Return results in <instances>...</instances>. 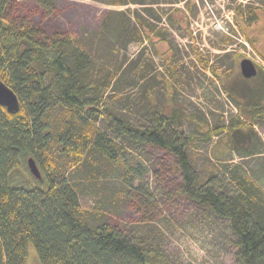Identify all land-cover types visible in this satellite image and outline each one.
<instances>
[{"label":"rangeland","instance_id":"1","mask_svg":"<svg viewBox=\"0 0 264 264\" xmlns=\"http://www.w3.org/2000/svg\"><path fill=\"white\" fill-rule=\"evenodd\" d=\"M16 1L29 8L34 4ZM41 16L31 15L35 25H55ZM137 19L152 40L141 34ZM58 21L91 55L95 78L116 75L91 95L108 98L113 111L138 125L149 124L155 113L180 109L186 115L180 127L195 138L188 153L201 180L234 195L226 169L241 166L261 189L264 204V0H59ZM243 59L254 63L255 76H242ZM236 116L254 125L205 137L230 126ZM98 126L107 131L101 120ZM118 143L126 169L141 168L135 182L143 187L139 200L126 194L123 181L100 158L92 159L91 180L86 169L57 164L79 183L84 221L92 228L116 222L135 243L159 248L172 264H237L228 223L179 195L174 159L125 138ZM29 158L11 175L12 185L46 179L39 163L41 179L32 175ZM28 264H40L32 244Z\"/></svg>","mask_w":264,"mask_h":264},{"label":"trees","instance_id":"2","mask_svg":"<svg viewBox=\"0 0 264 264\" xmlns=\"http://www.w3.org/2000/svg\"><path fill=\"white\" fill-rule=\"evenodd\" d=\"M58 2L34 0L29 8L16 0H0V79L20 100L15 112L0 105V264H28L30 244L40 264H172L159 248L135 243L116 222L89 226L82 217L79 183L57 165L61 160L65 170L86 169L91 180L92 159L100 158L123 181L126 194L139 200L143 187L135 182L141 168L124 166L118 143L122 138L171 156L180 175L179 195L228 223L237 264H264L262 192L247 171L238 165L227 168L236 193L220 192L210 180L202 181L191 163L188 150L195 138L180 127L186 118L180 109L155 113L149 124L138 125L113 111L108 98L91 95L116 75L94 77L91 55L58 21ZM37 12L55 25H35L31 15ZM137 24L152 40L140 19ZM100 120L107 131L99 128ZM253 125L236 116L230 126L205 137ZM29 156L47 173L46 179L38 185H12L11 175ZM118 168H123L119 175Z\"/></svg>","mask_w":264,"mask_h":264},{"label":"water","instance_id":"3","mask_svg":"<svg viewBox=\"0 0 264 264\" xmlns=\"http://www.w3.org/2000/svg\"><path fill=\"white\" fill-rule=\"evenodd\" d=\"M241 74L244 78H251L257 74V68L249 59H243L240 62ZM0 105L7 108L9 112L18 111L20 108V100L17 94L0 79ZM28 167L32 175L41 179V173L34 158L28 159Z\"/></svg>","mask_w":264,"mask_h":264}]
</instances>
